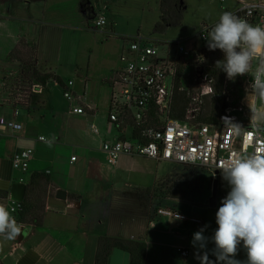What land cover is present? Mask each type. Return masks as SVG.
I'll use <instances>...</instances> for the list:
<instances>
[{
    "label": "rangeland",
    "instance_id": "374dc122",
    "mask_svg": "<svg viewBox=\"0 0 264 264\" xmlns=\"http://www.w3.org/2000/svg\"><path fill=\"white\" fill-rule=\"evenodd\" d=\"M158 1L160 2V0H0V13L16 17L15 24L27 30L32 37L22 38V41L28 43V48H36L38 69L41 72L50 71L64 81L74 79L76 89L86 90V97L91 103L87 102L94 108L92 114L72 113L71 106L76 102L71 103L64 96L63 87L58 81L50 80L42 94L46 100L45 105L36 112V119L41 120V124L36 128L40 134L48 138L49 142L46 145L51 144L53 147V143L58 142L66 151L74 150L78 153L87 152L86 148L102 146V133L109 108L110 78L114 69L120 65L123 39L141 35L157 39L161 44L160 42L167 41L179 32L178 29H168L163 33L154 31L155 24L161 19ZM188 1L192 5L196 4L195 0ZM221 3V0L212 3L205 1L209 8L205 10V16L209 21L225 13V7L234 6L232 0L224 1L223 5H220ZM42 5L44 13L41 11ZM189 13L190 11L186 10L184 14L188 23L196 22L194 15L197 19L204 17L203 9L194 11V15ZM100 15H104L107 21L103 29L96 25ZM31 16H37L41 23L32 25L24 21ZM194 45L196 42L192 40L188 43L190 48ZM199 45L208 48L207 42ZM259 59L257 56L251 62L249 73L234 80L227 79L228 86L224 88V93L210 94L202 98L196 116L204 120L213 115L215 109L219 113L228 104L250 102L252 98L250 83L254 79ZM201 72H203L201 64L194 69L189 65L183 75L185 88L191 87L192 77L194 79L192 95L198 92ZM12 78L14 83L10 84L9 89L14 97V104L20 108L27 107L35 93L34 81L31 82L29 77L25 78L21 70L13 74ZM214 81L216 84L215 78ZM214 101H217L216 108L213 106ZM262 103L264 101L260 99L259 107ZM93 124L99 127L101 133H94ZM95 176L100 178L98 184L103 186L98 192L101 194L107 192L98 200L101 202V214L109 216L107 222L115 224L118 218L122 217L128 221L125 223L127 228H135L141 222L151 228L148 223V216L151 213L153 222L160 230L151 240L168 244L159 247L151 243V250L156 251V254L163 251L165 257H182L174 246L186 244L187 241L178 237V233L190 234L189 239L192 241L193 234L207 225L205 235L209 237L213 235L217 227L216 212L221 206L222 198L229 191L226 182L221 184L223 180L221 175L215 176L209 169L157 161L142 156L122 155L114 170H100ZM216 178L219 180L218 202L215 207H210ZM88 199L86 197L85 201L88 202ZM174 214L175 217H170ZM178 214L183 217L182 220H175ZM178 222L182 228L186 227L185 223H190V233L178 229L176 227ZM193 225L196 228L192 227ZM153 234L154 232H150V236ZM143 236L147 241V231ZM208 247L211 249L213 245L209 244Z\"/></svg>",
    "mask_w": 264,
    "mask_h": 264
},
{
    "label": "crops",
    "instance_id": "0c3cea01",
    "mask_svg": "<svg viewBox=\"0 0 264 264\" xmlns=\"http://www.w3.org/2000/svg\"><path fill=\"white\" fill-rule=\"evenodd\" d=\"M195 1L196 4L192 5L186 0L188 4L187 11L194 15V11L203 9L204 17L197 19L194 15L196 22L193 24L188 23L184 18L181 26L169 28L178 29L179 32L168 40L186 37V44L188 45L195 32L203 24L219 21L221 15L211 21L205 16V10H209L208 6L205 5V1L212 3L217 0ZM221 1L220 5H223L226 0ZM232 1L234 2L232 8H224L226 12L231 14L242 7L244 3L255 0ZM157 6L160 10L159 1ZM42 10L44 13L43 5ZM14 20H17V18L8 13H0V117L14 118L16 121L21 122L24 128L22 131L0 128V190L8 193L6 197H0V206H4L9 211L10 219L15 220L21 232L13 240L5 239L0 234V260L4 264H95L98 240L101 236L119 235L146 241L143 234L147 231L148 239L146 242L149 243L147 245V264H199L194 256L197 248L189 239L190 234L182 235L178 233L177 236L184 238L187 243L174 246L175 249L178 246L189 249V255L186 257H165L163 251L161 254H156V251L151 250V243L159 247L168 245L161 241L151 240L153 236H157L155 234L160 232L153 222L154 218L151 217V213L148 216V223H150L151 228L145 226L143 222L138 223L135 228H127L125 223L127 224L128 221L122 217L118 218L119 220L115 224L107 222L109 216L101 214V202L98 201L107 192L104 191L102 194L98 192L103 186L98 184L100 178H96L95 174H99L100 170H114L118 162L115 166L107 165L100 152L101 147L86 148L87 152L83 151L82 153L74 150L68 152L58 142L53 143V147H51V144L46 145L49 142L48 138L45 141L39 140V137L44 135L40 134L36 128L38 124H41V120L36 119V112L45 105L46 100L42 94L46 86L35 83L42 85V91L35 92L31 98V103L24 108L14 104V97L9 89L10 84L14 83L12 75L20 71L22 65L18 61L9 60L8 55L22 38L32 39L27 30L16 25ZM25 20L32 25L41 23L37 16H31L28 20ZM125 39H123L124 42ZM124 44H122L120 55ZM78 93H86V90L78 91ZM87 101L91 103L88 97ZM16 110L19 112L18 115H15ZM93 112L88 111L87 114ZM117 135V127L108 122L107 114L102 142L113 139ZM28 148L34 150V159L30 164L29 171L23 173L14 169L12 160L16 153ZM72 156H77V159L71 161ZM33 172H45L49 173L50 176L44 219L42 225L39 226L17 221V213L14 214L10 211V206L13 201H16L10 195L12 184L16 181L27 184ZM21 179L24 180L21 181ZM60 189L66 191V199L57 197V192ZM86 197L89 198L88 202L85 201ZM175 215L170 217H175ZM189 225L190 223H185L186 227L182 228L181 223L178 222L176 227L190 233ZM195 225L197 226V224ZM150 232H154V234L150 236ZM244 257H246V253L241 250L237 258L245 260ZM210 259H215V257H210ZM108 264H132L131 255L124 249L116 248L109 256Z\"/></svg>",
    "mask_w": 264,
    "mask_h": 264
},
{
    "label": "built area",
    "instance_id": "2783aa9c",
    "mask_svg": "<svg viewBox=\"0 0 264 264\" xmlns=\"http://www.w3.org/2000/svg\"><path fill=\"white\" fill-rule=\"evenodd\" d=\"M240 17L252 26L264 27V0L244 3L237 9ZM260 22V23H259ZM106 17L100 15L96 25L103 29ZM216 23H206L192 37L196 42L192 48L186 44V37L160 42L157 39L141 35L128 37L120 55V65L114 69L110 78V96L108 102V122L114 125L125 124L113 139L102 142L100 152L107 165L115 166L122 155L142 156L157 161H170L184 165H193L221 172L225 161L246 157L253 152L264 154V131H257L250 123L252 110L259 109V100L253 81L250 83L252 98L250 102L228 104L219 114L217 123L196 119L202 98L215 94L214 77L201 72L198 92L192 95L187 109L186 119L179 120L170 116L174 102V93L179 66L188 67L191 50L196 49V65L204 59V37ZM197 37V38H195ZM195 44V43H194ZM182 76V85H183ZM227 83V82H226ZM64 96L72 103L71 112L87 114L93 107L87 102L86 93H78L74 79L64 81ZM225 88H227L225 84ZM181 89H184L182 86ZM34 92H41L42 85H34ZM227 101L229 98L227 97ZM18 110L15 115H18ZM225 115L239 124V129L225 126ZM140 126L137 138L129 133L128 121ZM0 128L22 131L23 124L14 118L0 117ZM94 133L100 129L93 124ZM248 135L249 143L244 136ZM39 140L45 141V136ZM34 159L32 148L16 153L12 163L14 169L27 173ZM77 156H72L75 161ZM24 179H21L23 181ZM22 204L13 201L12 213H18ZM182 256L189 255V249L179 246Z\"/></svg>",
    "mask_w": 264,
    "mask_h": 264
},
{
    "label": "clouds",
    "instance_id": "9594fccd",
    "mask_svg": "<svg viewBox=\"0 0 264 264\" xmlns=\"http://www.w3.org/2000/svg\"><path fill=\"white\" fill-rule=\"evenodd\" d=\"M204 39L210 51L223 53L216 67L228 80L249 73L251 62L260 57L253 88L264 101V27L252 26L225 12ZM222 121L225 126L240 127L227 115ZM250 123L257 131H264V104L252 110ZM244 141H251L248 135ZM221 177L229 191L216 212L217 227L210 237L205 235L207 225L193 234L192 244L197 248L194 256L199 264H264V154L253 152L225 161ZM182 219L178 214L175 220ZM20 232L9 211L0 206V234L13 240ZM241 250L246 253L245 260L237 258Z\"/></svg>",
    "mask_w": 264,
    "mask_h": 264
},
{
    "label": "trees",
    "instance_id": "16d2710c",
    "mask_svg": "<svg viewBox=\"0 0 264 264\" xmlns=\"http://www.w3.org/2000/svg\"><path fill=\"white\" fill-rule=\"evenodd\" d=\"M161 19L155 24L154 31L157 33L166 32L170 27H179L182 25L184 14L187 10L186 0H160ZM233 15L240 17V12L236 11ZM25 43L23 46L22 44ZM36 48H28V43L22 41L11 50L8 55V59L12 61H18L21 63V72L23 76L29 77L31 82L41 83L43 86H47L50 80L54 79L58 81L61 86L64 84V80L56 75L49 72H41L38 69V58ZM223 53L220 50L210 51L208 48L204 49V59L202 62L204 72L213 76L216 80L214 86L216 95L224 93L225 84L228 86L226 74L221 72L217 67L216 63L222 60ZM189 65L194 69L196 65V49L191 50V55L188 59ZM188 67L181 64L178 70V76L176 80V88L174 93V102L170 116L175 119L185 120L187 109L192 102V92L194 79L192 77L190 86L181 89L182 76ZM227 81V83H226ZM215 95V96H216ZM217 101H214L213 106L216 108ZM94 110V109H93ZM92 110V111H93ZM219 113L216 109L213 110V115L208 116L206 119L197 120L205 122L217 123L219 119ZM125 124L117 125V130H121ZM129 135L132 138H137L140 133V126L134 123V121H128ZM221 172L217 175L220 176ZM221 184L225 182L221 180ZM50 176L49 173L45 172H33L30 175V179L26 184V192L23 201L21 202L22 208L17 213V221L33 224L42 225L45 213L46 199L49 193ZM7 192L0 190V197H6ZM124 249L131 255L132 264H147V242L144 239H131L123 236H101L98 240V248L95 257V264H108L109 256L114 249ZM0 264H4L0 260Z\"/></svg>",
    "mask_w": 264,
    "mask_h": 264
},
{
    "label": "water",
    "instance_id": "95a60500",
    "mask_svg": "<svg viewBox=\"0 0 264 264\" xmlns=\"http://www.w3.org/2000/svg\"><path fill=\"white\" fill-rule=\"evenodd\" d=\"M215 174L218 175L219 171H216ZM218 190H219V180L216 178L213 183V191H212V196L210 198V207H215L217 205L218 195H219ZM25 192H26V184L24 182L16 181L12 184L10 195L13 200L21 202L24 199ZM57 197L66 199L67 198L66 191L62 189L58 190Z\"/></svg>",
    "mask_w": 264,
    "mask_h": 264
}]
</instances>
